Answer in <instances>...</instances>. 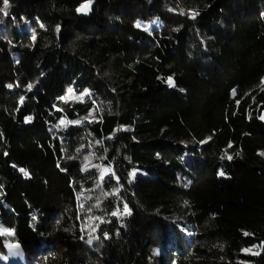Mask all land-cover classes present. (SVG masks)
Instances as JSON below:
<instances>
[{
	"label": "trees",
	"instance_id": "16d2710c",
	"mask_svg": "<svg viewBox=\"0 0 264 264\" xmlns=\"http://www.w3.org/2000/svg\"><path fill=\"white\" fill-rule=\"evenodd\" d=\"M263 111L264 0H0V257L264 264Z\"/></svg>",
	"mask_w": 264,
	"mask_h": 264
},
{
	"label": "rangeland",
	"instance_id": "374dc122",
	"mask_svg": "<svg viewBox=\"0 0 264 264\" xmlns=\"http://www.w3.org/2000/svg\"><path fill=\"white\" fill-rule=\"evenodd\" d=\"M91 6H92V1H87L86 3L82 4L78 9H85L83 11H78L79 14H82V15H86L90 12L91 10ZM144 26L146 27H149V28H159L161 27L162 23L160 22V20H154V22L151 24V23H142ZM262 116H264V111L262 113ZM264 121V120H263ZM185 146L188 145V143H184ZM262 153H264V151H262ZM264 156V155H263ZM99 221L94 218V217H89V216H86L84 221L81 222L80 224V228L82 230V233H83V237H86V238H90L92 235H94L97 231H98V228H99ZM183 231H185L187 233V231L185 230V228H182ZM188 230V228H187ZM190 234V232H189ZM188 234V235H189ZM14 251V250H13ZM14 254V253H13ZM154 254L157 255V256H163L165 254V252H163V250H160V251H154ZM17 257H14L13 260L11 261H3V260H0V264H21V260Z\"/></svg>",
	"mask_w": 264,
	"mask_h": 264
},
{
	"label": "snow or ice",
	"instance_id": "6c2138e0",
	"mask_svg": "<svg viewBox=\"0 0 264 264\" xmlns=\"http://www.w3.org/2000/svg\"><path fill=\"white\" fill-rule=\"evenodd\" d=\"M4 3H5V6H7L8 0H4ZM83 10H85V9H83V8H81V9H77V11H83ZM57 30H59V27H58ZM171 80H172V77H169V78H168V81H169L170 84H171ZM8 87L11 88L12 85L9 84ZM28 87H29V89H31L32 85H29ZM71 91H72V90L69 89V92H71ZM259 118L262 119V120H264V116H261V117H259ZM25 119H26V121H28V120H30L31 118H30V117H26ZM72 123H78V122H77V121H73ZM262 155H264V153H262ZM221 158L223 159V157H221ZM229 159H230V157H229ZM22 171H23V170H22ZM131 175H132L133 177L136 175L135 170H133V171L131 172ZM220 175H224V173L221 171V172H220ZM104 178H105L104 175H101L100 179L103 180ZM118 179H119V178L117 177V180H118ZM186 203H187V202H186ZM124 211H125V212H128V213L130 214V210L128 209V206H127L126 204L124 205ZM119 214H120V213H119L118 210L112 212V215H113V216H118ZM4 234H11V231H10V230H6V229H4L3 226L0 225V235H4ZM104 236H105V238H108V234H107V233H104ZM87 243L91 244V243H92V240L89 239V240L87 241ZM8 247H9V248H12L13 245H8ZM15 247L19 248V245L17 244Z\"/></svg>",
	"mask_w": 264,
	"mask_h": 264
},
{
	"label": "clouds",
	"instance_id": "9594fccd",
	"mask_svg": "<svg viewBox=\"0 0 264 264\" xmlns=\"http://www.w3.org/2000/svg\"><path fill=\"white\" fill-rule=\"evenodd\" d=\"M185 230L187 231V233L185 231H183V233L186 236V238H188L189 240H192L193 239V231L190 228H188V230H187V228H185ZM189 232H190V234H189Z\"/></svg>",
	"mask_w": 264,
	"mask_h": 264
}]
</instances>
